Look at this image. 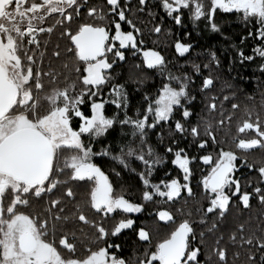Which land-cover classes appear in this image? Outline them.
I'll use <instances>...</instances> for the list:
<instances>
[{
    "label": "snow or ice",
    "instance_id": "snow-or-ice-1",
    "mask_svg": "<svg viewBox=\"0 0 264 264\" xmlns=\"http://www.w3.org/2000/svg\"><path fill=\"white\" fill-rule=\"evenodd\" d=\"M139 3L145 5L146 0H139ZM107 4L114 16V35L105 23L84 22L73 29L71 21L80 12L78 0H0V264H130L118 253L122 245L115 242L123 235V230H131L149 245L136 257L135 264H228V249L221 244L222 235L206 258L200 259L201 246H193L196 233L189 218L176 223L171 210L161 208L155 212L157 224L163 221L176 226L153 245L152 230L130 217L133 213L143 214L150 203L174 204L183 192L188 197L195 195L190 164L197 157L189 156L177 140H173L175 147L168 146L166 152L173 155L171 163L182 172V178L153 181L157 168L167 157L148 142V131L172 121L179 111L180 119L174 121L176 135L191 136L193 143L198 141L199 150L206 149L209 144L216 149L215 155L208 152L198 157L209 165V170L200 181L207 194V206L196 211H202L201 224L206 223L209 215L222 221L234 203L248 209L251 200L257 198L264 205V158L249 161L247 156L224 147L235 120L236 134L230 136L235 149L242 152L264 150V101L261 110L246 106L237 118L236 111L240 107L237 103H231V111L224 107L226 102L235 99L234 94L224 95L222 99L206 96L201 101V112L209 115H199L194 110L196 97L190 88L193 77L169 71L165 77L167 82L158 88L154 97L144 93L143 110L137 109L135 116L129 115V93L124 84L112 83V69L117 60L125 59L121 49L128 46L136 49L134 32L140 29L132 20L126 21L120 0H107ZM159 4L177 24L182 23L180 13L188 10L193 22L203 18L210 31H220L215 19L217 10L235 11L245 21L256 19L260 26L258 36L264 39V0H208V4L205 0H159ZM96 11V8H89L87 14L91 16ZM54 13L63 17L58 23L68 21L61 35L70 41L72 47L67 51L75 57L73 67L64 65L68 74L61 73L62 85L58 83V76L44 71L45 53L39 52L37 56L39 34L53 31L41 25ZM105 19L103 14L99 16L100 21ZM121 21L131 25L133 31H123ZM155 31L159 33L160 26ZM192 47L191 43L175 41V51L180 56L189 53ZM138 50L143 53L147 68L166 71L165 58L160 52ZM255 51L264 58V47ZM109 53L114 57L111 60ZM54 55L59 57L60 53L57 51ZM209 55L219 65L216 53L212 51ZM239 56L241 60H253V56L245 57L243 51ZM209 67V64L203 65L204 69ZM192 68L194 74L202 76L200 92H212L215 78L211 74L203 75L199 64L193 63ZM73 72L75 79H72ZM138 82L143 83L142 80ZM105 88L111 99L105 98ZM109 103L115 106L117 113L106 114ZM214 114H218V118ZM194 115L197 121L186 127ZM117 129L120 138L115 145L109 143L100 151L94 150L95 143L107 140ZM223 130H226L225 138L218 139ZM240 134H249L250 138H241ZM104 157L138 176L143 186L142 202L126 198L123 188L116 191L115 181L96 162V158ZM133 159L143 166L142 170L132 166ZM241 162L244 167L255 169L259 177L251 191L247 186L252 182L235 175ZM111 171L116 177L121 175L115 168ZM65 173H68L67 179H60ZM170 174L169 171L165 176ZM70 182L90 184L87 199L72 205L71 212L66 202L76 200L77 196ZM57 192L60 194L52 198ZM45 196L49 199L43 212L34 209L33 201L43 200ZM86 210L94 213L92 219ZM117 212L121 215L118 220ZM176 212L184 214L183 209L178 208ZM187 215L190 217L192 213ZM110 220L114 223L109 225ZM73 223L90 226L91 236L82 228L80 235L69 229ZM216 228L217 223L213 222L209 231ZM244 233L245 225L240 223L229 239L235 242L239 237L240 245H253L254 238ZM204 235L200 233L201 238ZM255 241L257 247L264 250V237H255ZM239 255V252L234 253L235 257ZM248 259L253 261L254 254L249 253ZM260 262L264 264V254Z\"/></svg>",
    "mask_w": 264,
    "mask_h": 264
},
{
    "label": "trees",
    "instance_id": "trees-1",
    "mask_svg": "<svg viewBox=\"0 0 264 264\" xmlns=\"http://www.w3.org/2000/svg\"><path fill=\"white\" fill-rule=\"evenodd\" d=\"M80 12L79 15H74L71 21V27L76 29L79 24L88 23H105L108 24L111 30V35H114V23H112L114 16L110 13V6L107 4V0H78ZM208 4V0H205ZM121 7L125 9L126 21L132 20L136 28L140 29L139 32H134L137 41L136 49L131 46L121 49L124 51L125 59L123 61L117 60L113 66L112 75L114 76L113 84L122 83L125 85L129 93V107L128 114L135 116L137 109L143 110L145 103L143 101L144 93H149L153 97L156 95L159 87L164 82H167L165 77L168 72L180 75L187 73L193 77V81L190 84L192 94L196 97L194 110L199 115H209L207 112H201L202 100H205L206 96L215 95L223 98L224 95L232 96L235 95V99L230 102H226L224 107L227 111H231V103H237L240 107L236 111L237 118H240L243 109L247 107L255 106L258 110H261V102L264 101V58H261L259 53L255 51L258 47H264V39L258 36L259 25L256 19L245 21L235 11L231 13H225L222 10H217L215 13V19L220 27V31H210L206 28L203 18L201 20L193 22L190 18L188 10H183L182 23L177 24L173 17L167 15L165 10L160 6L159 0H146L145 5H140L139 0H120ZM89 8H96V13L89 16L87 14ZM103 14L106 19L102 22L99 20V16ZM63 17L54 13L46 18V22L41 25L42 27H51L53 31L51 33H40V48L37 51L44 52L43 58V69L46 72H52L54 75L59 77L58 83L63 84V76L61 73L68 74V69L64 67L67 63L69 68L75 64V57L68 53L67 49L72 47L70 41L66 36H62L61 33L64 29V24L68 21H64V24L58 23ZM118 19V17H115ZM126 21H121L123 31H133L131 25ZM160 26L161 31L157 33L155 28ZM251 33V35H249ZM179 39L184 43H191L193 47L189 53H185L180 56L175 51V41ZM143 41V43H141ZM47 42V43H45ZM118 45V41L116 42ZM29 48H34V45H27ZM138 49H153L161 53L165 58L166 71L163 73L160 69H149L143 63V53ZM59 52L60 56L56 57L55 52ZM214 51L219 59L220 63L217 65L215 61H212L209 53ZM243 51L245 57L253 56V60L247 59L241 60L239 53ZM31 54V53H29ZM109 59H113V54L109 53ZM39 63V60H38ZM201 65L203 75L211 74L215 78V88L210 93H201L200 85L202 76L200 74H194L192 64ZM209 64L208 69H204L203 65ZM139 65V67H137ZM72 79L76 78V74L71 73ZM142 80L143 83L138 81ZM111 87V85H109ZM104 96L107 99H111L108 94V88L104 89ZM88 111L87 106L84 109ZM117 109L112 104H106V114L113 115L117 113ZM218 118V114H214ZM121 118L123 117L122 111H120ZM180 119V112L177 111L173 120L167 123H162L157 127L156 135L155 130L148 136V142L158 149V153L161 155H171L166 152L168 146L173 145V140L179 141V147L190 150V156L197 157L193 160L197 167L200 166L199 156L212 152L216 154V149L209 144L206 149L199 150L198 141L193 143L191 136L182 138L173 131L174 121ZM197 116H193L186 124V127L195 123ZM235 123L231 133L224 147L231 148L238 152L240 156H247L249 161L260 160L264 158V150L255 149L249 150L248 152H242L235 149V143L230 139L231 135H235ZM127 130V129H126ZM226 130L220 131L218 139H224ZM241 138H250L249 134H240ZM119 130L108 137L107 140L102 139L100 142L94 144V150L100 151L101 148L109 143L115 145L119 140ZM114 150H118L115 149ZM96 162L100 164L105 171L110 174L111 179L115 181L114 188L117 192H120L121 188H129V194L133 197L137 195L139 187L138 182L135 178L123 179V176L116 177L112 173V169L115 168L120 172V167L109 158H96ZM242 172L246 176L242 177L243 181H251L252 183L247 186V190L251 191L256 186L259 177L255 169L252 170V174L247 173L248 168H242ZM68 173L61 176L60 179H67ZM69 186L73 187L76 193L77 199L67 201L69 212H71L72 205L77 202L83 203L88 196L90 184L83 182H70ZM60 193L57 192L52 198H55ZM128 194V195H129ZM49 197L45 196L43 200H34L32 207L36 210L43 212L47 207ZM236 205V204H235ZM200 208L198 204L192 205V211L197 212L196 209ZM89 219L94 217L92 211L86 210ZM97 220L100 217H95ZM118 220V218H116ZM213 222L217 223L215 230H236L238 224L243 223L245 225V235L252 236L254 238V264H261L260 256L264 254V250L257 247L255 237H264V205H262L257 198L251 200V207L244 209L240 206H231L227 215L222 221H219L215 216H207L206 223L204 224L206 230L211 228ZM114 221H108V224H112ZM198 224L196 227H200ZM88 236H91L92 229L90 226L82 223H73L69 225V229L76 230L77 234L80 235V229ZM226 234V232H223ZM133 232H123V235L115 241L121 244V249L118 250L119 255L129 260L130 264L136 260V257L140 254L138 249L135 251L132 247L135 246V239ZM215 241H209L210 244L215 245ZM230 244L240 245L239 239L235 242L230 241ZM242 247V246H241ZM248 249V245H245ZM134 250V251H131ZM142 252V251H141Z\"/></svg>",
    "mask_w": 264,
    "mask_h": 264
},
{
    "label": "flooded vegetation",
    "instance_id": "flooded-vegetation-1",
    "mask_svg": "<svg viewBox=\"0 0 264 264\" xmlns=\"http://www.w3.org/2000/svg\"><path fill=\"white\" fill-rule=\"evenodd\" d=\"M156 129H157V127H156ZM151 131H153V130L148 131V136L152 133ZM155 133H156V135H155V137H156L158 135L157 130H155ZM154 149L158 152L157 148H154ZM187 152L189 154L190 150H187ZM162 156L167 157L166 162L162 166H159L157 168V170L153 176V181L158 182L160 179H171V178L177 177V176H180L182 178V172L176 166H174L171 163V160L173 159V155L172 154L171 155L165 154ZM189 156H190V154H189ZM132 166L137 168L138 171L142 170V168H143V166L138 161H135L134 159L132 161ZM190 167L192 169L191 186H192L193 191L195 193L194 196H192L190 198L187 196L186 192H183L182 197L179 198L177 200V202L174 204L171 202H168V203L161 202L159 204L150 203V204H148V206H147V208L143 214L133 213V214H130V217L133 219H136L137 224L144 223L148 226V228L150 230H152V244L154 245L159 239L166 236L176 226L175 224L167 223V222H163V221H160L157 224L156 221H157L158 217L154 213L159 211L161 208L171 210L175 215L176 223H179L184 218H189L191 221H193V226H194V230L196 233L195 239L193 241V246H201V255H200L201 260H204L206 258V256L210 253V250L215 247V245L210 244L209 241L216 240L217 238H219L222 235L223 240L221 241V244H222V246H225L228 249V264H254L255 259L253 261H250L248 259L249 253L254 254V244L251 246L248 245V249H246L245 245L230 244L229 243L231 241L229 239L230 234L236 230H214V231L210 232L209 230H206V227L204 225L205 223L204 224L200 223L202 211L201 212H193L192 211L193 203L198 204V206L201 209L206 208V206H207V200H206L207 194L205 193V190L203 189V186L200 183V181L202 179V176L207 174V172L209 170V165H206V164H204L203 161H201L200 166L197 167V164L194 161H192L190 164ZM242 168L244 169L245 167L243 166V163L241 162L240 167L238 168V171L235 173L236 176H238V177L246 176L245 173L242 172L243 171ZM169 171L171 174L169 176H165V173H168ZM120 173H121L120 176L121 177L123 176L124 180L128 179V178H135L139 184V187L137 190L138 193L134 197L129 194V188L125 187L126 198H129V199L133 200L134 202H142L143 186H142V182L140 181L138 176L135 173L129 172L127 169L122 170L120 168ZM247 173L252 174V170L248 169ZM155 199L160 200L159 197H156ZM232 206H236L235 203ZM178 208L184 210L183 215L176 212V209H178ZM188 212L192 213V215L190 217L187 215ZM149 213H153V214L149 215ZM115 216L118 219L121 218V215L119 212H117L115 214ZM198 224H200L201 226L196 227V225H198ZM156 229H158V231ZM129 231H131V230H123V232H129ZM201 232L205 233L203 238H201V236H200ZM223 232H226V234H223ZM133 236H134L136 243H135V246L132 247V249H134L135 251L138 249L139 251H136V252H139L141 254L146 247H149V245L143 241H140L136 235H133ZM237 239H239V237ZM201 240H203L202 245H201ZM134 250H131V251H134ZM236 252L240 253L239 257L234 256V253H236ZM254 257H255V254H254ZM133 264H135V261L133 262Z\"/></svg>",
    "mask_w": 264,
    "mask_h": 264
},
{
    "label": "bare ground",
    "instance_id": "bare-ground-1",
    "mask_svg": "<svg viewBox=\"0 0 264 264\" xmlns=\"http://www.w3.org/2000/svg\"><path fill=\"white\" fill-rule=\"evenodd\" d=\"M245 156V155H244ZM174 176V175H173ZM160 179V178H159ZM191 198V197H190ZM167 205V204H166Z\"/></svg>",
    "mask_w": 264,
    "mask_h": 264
},
{
    "label": "rangeland",
    "instance_id": "rangeland-1",
    "mask_svg": "<svg viewBox=\"0 0 264 264\" xmlns=\"http://www.w3.org/2000/svg\"><path fill=\"white\" fill-rule=\"evenodd\" d=\"M119 43V42H118Z\"/></svg>",
    "mask_w": 264,
    "mask_h": 264
}]
</instances>
